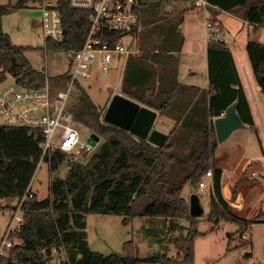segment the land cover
Listing matches in <instances>:
<instances>
[{
	"label": "trees",
	"instance_id": "1",
	"mask_svg": "<svg viewBox=\"0 0 264 264\" xmlns=\"http://www.w3.org/2000/svg\"><path fill=\"white\" fill-rule=\"evenodd\" d=\"M40 0H17L16 5L0 4V82L9 75L14 83L28 90H38L49 83L53 93L66 90L70 82V72L51 78L45 71L35 69L27 58L29 48L14 45L10 36L2 30V18L16 9H22L29 3ZM214 10L228 13L255 26L264 28V0H206ZM194 0H142L143 8L154 6L164 17L166 6L173 4L188 5ZM188 10L179 12L181 25ZM65 39L61 43L47 42V48L56 52L74 53L80 50L89 31L87 13L72 9L66 5L63 9ZM137 29L133 32L135 33ZM184 43V42H183ZM182 43V44H183ZM182 49V48H181ZM171 52V51H169ZM252 74L259 87L264 110V44L250 42L247 47ZM140 59L143 55L139 56ZM155 54L152 63L159 60ZM173 57L161 62L166 67ZM208 79L207 91L209 127L204 131V139L198 150L193 168L187 172L179 184L171 183L170 175L178 159L176 143L171 131L163 147H157L131 133L108 124L104 120L105 109H100L84 90L79 98L73 100L70 107L76 122L83 128L100 137V145L84 163L70 162L77 154L55 150L43 157L44 141L40 130L25 127H8L0 124V202L18 200L17 207H4L1 210H13L16 214L19 202L31 185L41 162L49 164L51 174H56L61 166L68 162L69 171L65 178H55L49 187V196L38 199H26L20 208L22 225L12 235L13 246L9 248L2 264H52L65 257L61 264H139L142 260L136 256L133 241L124 246L123 253L103 255L90 249L87 235V217L90 215L123 216L124 221L138 217H159L167 224L168 236L165 243L173 245L176 258L160 256L148 259L159 264H195V239L201 236L197 231L198 220L190 216V204L183 197L184 187L191 184L195 191L209 171L213 173V186L210 192V213L208 221L219 224L220 221L232 222L244 232L248 225L262 222L259 218L243 221L234 215L232 207L223 197V171L218 168L215 157L217 140L215 138L216 118L223 116L226 110L237 103V112L255 133L260 150L264 153V143L257 127L243 78L236 65L233 54L225 43L209 42L207 50ZM132 75L129 89L124 91L126 98L136 101L168 117L173 103L179 97L181 84L177 81L172 89H163L154 98L146 81L139 79V66ZM127 68L125 76L131 73ZM126 77V81H127ZM80 84H77L79 86ZM149 92V94L147 93ZM125 96V95H124ZM159 96V98H160ZM76 101V103H75ZM14 214V215H15ZM190 222V229L181 222ZM187 231V232H186ZM19 240L20 244L14 245ZM249 256L244 257L248 260Z\"/></svg>",
	"mask_w": 264,
	"mask_h": 264
},
{
	"label": "rangeland",
	"instance_id": "2",
	"mask_svg": "<svg viewBox=\"0 0 264 264\" xmlns=\"http://www.w3.org/2000/svg\"><path fill=\"white\" fill-rule=\"evenodd\" d=\"M195 2L196 0L188 5L173 4L166 6L163 9V13L167 15L164 17L157 12L154 6L144 7L140 26L132 37H128L125 40L126 46L131 44V49H134V51L137 49L139 52L135 53L134 56L116 61L112 71L108 74L102 73L97 69L93 70L91 79L81 82L79 86L74 88L71 99L72 105L73 100L77 101L81 91L84 90L95 105L100 107V109L106 108L107 110L114 95L128 96L124 91H127L125 88L129 89L127 88L128 81L130 83L136 70H131V68L135 66H139L143 70L139 72L138 77L140 81H146V87L151 89L154 98L158 101L162 99L158 95L159 92L161 93L163 89H172L178 81L181 84V91L168 115V118L172 121L168 133L175 130L173 139L176 143L175 153L178 159L170 175L173 185L179 184L183 176L193 168L196 155L204 139L203 133L209 127L207 115L208 65L207 55L202 51V44L206 34L205 25H202V22H206L205 17H203L205 11L203 15H200L202 17L193 18L195 13L185 16L187 22L193 23L196 28V37L200 39L197 43L198 50L193 52L187 48V53L185 48L181 50L183 47V33L179 12L181 10H188V12L194 9L197 10ZM10 3L14 6L17 4V0H0L1 5ZM227 16L228 20H223L226 28L223 32H220L222 36L225 35L224 40L226 43L239 45L241 49L247 41L264 44V30L262 31V36H259V33L253 32L252 34V31L250 33L248 27L243 25L239 19L237 20L231 15ZM2 30L10 36L14 45L29 48L26 55L35 69L45 71L51 78L71 72L72 54L69 52L60 53L47 48V43L43 36L42 13L39 10V5L29 3L24 8L16 9L5 15L2 18ZM173 50L181 51L180 57L172 56L173 60H170L166 67L162 66L161 62L167 61L168 55H170L169 51ZM244 51L245 58L243 57V59L246 64L243 67L239 62V66H241L239 68L242 72L248 96L252 101L253 114L264 143L262 94L250 71L245 48ZM155 54H158L160 58L152 63L150 58ZM141 55H143L142 59L139 58ZM127 68L129 72L131 70L128 77L125 76ZM12 83H14V79L9 75L6 81L0 82V90ZM147 93L149 94V92ZM160 120L164 121V117L159 116L154 128L167 130V123L165 126L160 125ZM80 131L85 138L92 134L91 131L82 126H80ZM215 138L217 140L216 132ZM239 139L244 141V143L252 144L253 149L255 148V150L251 149L249 151V156L259 154L255 133L248 127L235 131L224 143L217 141L216 159L220 156L225 159V153L230 150L233 153V157L225 164L234 167V164L238 162L240 155L244 151V147L240 146L241 141ZM100 143L97 144L92 152L77 155L75 158H70L69 161L86 163ZM238 152L239 154H237ZM68 164L70 163L65 162L59 171L52 175L49 164L47 162L40 163L31 185V189L38 196V199L43 200L49 196V187L53 179L67 176L69 171ZM256 167V162H252L248 170H253ZM194 193L199 195L205 212L203 217L197 218V231L200 232L201 236L195 239V264H244V261H246L244 257L251 255L253 251L256 259L260 263L264 262L263 226H257L254 230L241 232L239 225L232 222L220 221L217 225L212 224L207 217L210 213V196L200 190L195 191L191 184H187L184 187L183 197L190 203ZM0 203L4 207L11 206L15 208L18 200H3ZM14 214L13 210L0 211V245L4 240L6 229ZM18 215L22 216L20 212ZM124 219L125 217L123 216L100 214L88 216L87 233L90 235V249L106 256L120 254L123 253L125 244L133 241L136 256L142 260L139 264H159L148 261V259L154 257H177V249L173 245L165 243L168 230L166 221L163 218L138 217L130 221H124ZM181 224L187 229L191 228L190 222L187 220H182ZM253 232L255 233L254 238H252ZM243 234L246 235V240L242 239ZM252 241H254V245ZM16 244H20V241L15 240L14 245ZM57 256L59 258L55 259L52 264L57 261L62 263L65 260V257L59 254Z\"/></svg>",
	"mask_w": 264,
	"mask_h": 264
},
{
	"label": "built area",
	"instance_id": "3",
	"mask_svg": "<svg viewBox=\"0 0 264 264\" xmlns=\"http://www.w3.org/2000/svg\"><path fill=\"white\" fill-rule=\"evenodd\" d=\"M142 0H40L42 13V30L47 42L61 43L65 39L63 9L69 5L74 10L85 11L89 31L83 47L72 53L70 72L71 80L66 90L53 93L49 83L38 90H28L12 83L0 90V124L8 127H25L40 130L43 136V157L55 150L82 155L86 152V139L80 131L70 110L72 91L81 82L91 79L93 70L108 74L116 61L133 55L131 44L125 40L132 37L140 26V7ZM199 10L211 8L206 0H196ZM208 41L225 43L224 36L207 23ZM213 186V173L209 171L199 183V189L210 195ZM34 193L29 189L20 200L0 245V264L13 246L11 239L22 225L19 216L21 205ZM242 239L246 240L245 234ZM55 264H61L56 262ZM244 264H253L250 261Z\"/></svg>",
	"mask_w": 264,
	"mask_h": 264
},
{
	"label": "crops",
	"instance_id": "4",
	"mask_svg": "<svg viewBox=\"0 0 264 264\" xmlns=\"http://www.w3.org/2000/svg\"><path fill=\"white\" fill-rule=\"evenodd\" d=\"M204 11H205V14L203 15ZM191 13H195L193 18L202 17L200 16L202 14L203 17H205L206 19V22L204 23L202 22V25L203 26L205 25V32H206L205 39L203 40V44H202V51H204L207 55V50L209 46V41L207 38L208 37L207 23L213 22L212 24L214 25L215 29L217 28L219 32H223V30L226 28V25L223 22V20L224 19L228 20L227 15H231V14L216 12L214 8L213 10H209V9L208 10H199V9L195 10L194 9V10H191L188 13V15ZM231 16H233L237 20L239 19L238 17H235L234 15H231ZM239 21H241L243 25H246L248 27L250 33L252 31V34L254 32V33H259V36L260 35L262 36V31L264 30V28H260L256 30L254 25L248 22H245L241 19H239ZM181 26H182L183 42H184L181 50L185 48V52L187 53V48H188V49H191L193 52H196L198 50L197 43L200 41V39L196 37L197 31H196L194 24L187 22V19L185 17L184 22ZM223 36L225 37V35ZM250 42L251 41H247V43H245V45L242 46V49L240 48L239 45H232V43H230L229 45L228 43H226L233 54L236 65L241 74V77H242V72H241V69L239 68L241 67L239 66V62H240V65L242 66L246 64L245 60L243 59V57L245 58L244 48L247 52V47ZM133 52H134L133 53V56H134V54L139 52V50L136 49L134 51L133 49ZM180 52L181 51L173 50L169 52V54L173 57H180L182 53ZM246 56L248 58L247 60L249 61L250 71L252 73L251 63L248 57V53ZM208 83H209V79H208ZM209 88H210V83H209L208 89ZM158 118H159V115H158ZM164 121L160 120V125L165 126V124L167 123L168 125L167 130H163L160 128H157V129L166 133L169 136L168 129L171 127L170 125H172L171 123L172 121H170L168 117H164ZM239 141H241L240 146L244 147V151L240 155L238 162L234 164V167H230L229 165L225 164V162H227L229 159H232L233 157V153L230 150L227 153H225V159H222L221 156L217 157L219 161L218 168L223 171V189H222L223 197L226 200V202L232 207L234 215L240 218L241 220L248 221V220H252L255 218H259L262 222H264V153L261 152L260 146L257 140V144L259 146V154H256L254 156H249L248 155L249 151L251 149L255 150V148L253 149V146L250 143H244V141L240 139ZM237 154H239V152ZM220 159L224 161L222 162L220 161ZM252 162H256L257 167L253 170H248V167L250 166V163ZM193 195H197L199 197L198 194L194 193ZM257 226L264 227V223L248 225L245 231L254 230V228ZM86 231H87V228H86ZM89 236L90 235H88V238H87L88 243H89ZM254 236H255V233L253 232L252 238H254ZM252 244L254 245V241H252ZM246 261H250L253 264H264V262L260 263V261L256 259L254 251L251 255H249V259Z\"/></svg>",
	"mask_w": 264,
	"mask_h": 264
},
{
	"label": "water",
	"instance_id": "5",
	"mask_svg": "<svg viewBox=\"0 0 264 264\" xmlns=\"http://www.w3.org/2000/svg\"><path fill=\"white\" fill-rule=\"evenodd\" d=\"M158 113L148 107L124 97L121 94L113 96L104 115V120L108 124L119 127L133 136L148 140L149 143L157 147H163L168 135L156 128L155 123ZM217 141L224 143L231 135L247 126L237 112V103L230 106L225 114L214 121ZM100 142V137L96 133L90 134L84 144L86 154L92 152ZM205 214L202 203L197 195H192L190 201V216L201 218Z\"/></svg>",
	"mask_w": 264,
	"mask_h": 264
}]
</instances>
